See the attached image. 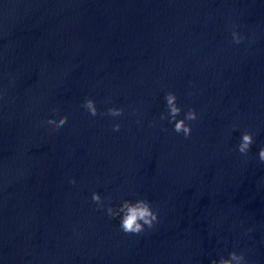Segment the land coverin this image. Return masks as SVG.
<instances>
[{
    "label": "clouds",
    "instance_id": "9594fccd",
    "mask_svg": "<svg viewBox=\"0 0 264 264\" xmlns=\"http://www.w3.org/2000/svg\"><path fill=\"white\" fill-rule=\"evenodd\" d=\"M232 40L235 44H240L244 37L237 31H232ZM191 94V93H189ZM166 101L167 114L161 113L160 119H167L169 123L174 124L173 131L176 134H183V137L187 139L192 133V125L190 122L198 119L197 112L194 108H189L184 113L182 119H177L182 108L177 103V96L174 92H167L164 97ZM110 100H106L105 103H110ZM90 116L96 117L97 115H106L112 118L121 117L124 114L123 108L110 107L106 112H99L96 103L93 99L86 98L81 104ZM56 111V110H54ZM68 121L67 116H61L59 120L47 119L44 123L53 126V130H58L63 127ZM121 128L120 123L112 124V131L118 132ZM254 143L253 134L245 131L241 135L239 144L236 150L242 155L247 156L251 145ZM259 161L264 163V147H261L258 152ZM75 184V180L70 181ZM105 199L108 200V205H105ZM91 200L95 203L100 210H105L107 216L110 219L119 217V228L125 234L139 235L145 231V229H152L159 222V212L154 210L151 202L147 199H137L135 202L129 200H123L118 208L111 206V197L102 198L97 192H93ZM211 264H247L246 257L243 252L237 253L232 251L229 253L228 258L221 257L218 261L212 260Z\"/></svg>",
    "mask_w": 264,
    "mask_h": 264
}]
</instances>
